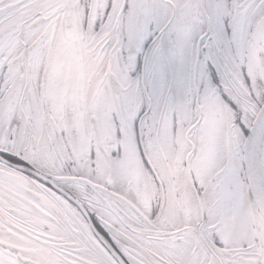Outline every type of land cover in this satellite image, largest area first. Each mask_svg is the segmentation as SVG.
Returning <instances> with one entry per match:
<instances>
[{
	"label": "snow or ice",
	"instance_id": "1",
	"mask_svg": "<svg viewBox=\"0 0 264 264\" xmlns=\"http://www.w3.org/2000/svg\"><path fill=\"white\" fill-rule=\"evenodd\" d=\"M0 264H264V0H0Z\"/></svg>",
	"mask_w": 264,
	"mask_h": 264
}]
</instances>
